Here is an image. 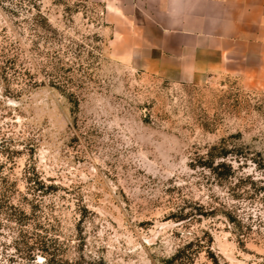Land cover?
I'll return each mask as SVG.
<instances>
[{
	"label": "rangeland",
	"instance_id": "1",
	"mask_svg": "<svg viewBox=\"0 0 264 264\" xmlns=\"http://www.w3.org/2000/svg\"><path fill=\"white\" fill-rule=\"evenodd\" d=\"M110 37L99 3L0 0V264H264V91ZM220 143L228 175L200 165Z\"/></svg>",
	"mask_w": 264,
	"mask_h": 264
},
{
	"label": "crops",
	"instance_id": "2",
	"mask_svg": "<svg viewBox=\"0 0 264 264\" xmlns=\"http://www.w3.org/2000/svg\"><path fill=\"white\" fill-rule=\"evenodd\" d=\"M111 30L110 54L162 78L228 75L264 91V0H86Z\"/></svg>",
	"mask_w": 264,
	"mask_h": 264
},
{
	"label": "trees",
	"instance_id": "3",
	"mask_svg": "<svg viewBox=\"0 0 264 264\" xmlns=\"http://www.w3.org/2000/svg\"><path fill=\"white\" fill-rule=\"evenodd\" d=\"M71 106H75L72 103ZM223 143L212 145L203 156L200 162L201 166L211 169L215 174L228 175L230 173V166L227 162H224V158L227 151ZM218 161L213 164L215 159ZM42 264H101L100 260L94 258H86L82 253L77 254L74 258H68L64 253H44L42 258ZM34 264V263H26Z\"/></svg>",
	"mask_w": 264,
	"mask_h": 264
}]
</instances>
